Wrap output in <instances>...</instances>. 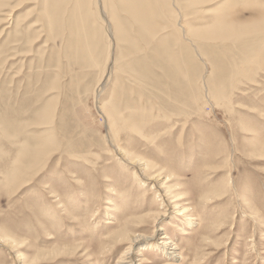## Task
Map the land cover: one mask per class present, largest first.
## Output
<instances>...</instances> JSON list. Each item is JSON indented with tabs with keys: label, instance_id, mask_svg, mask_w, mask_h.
Returning <instances> with one entry per match:
<instances>
[{
	"label": "rangeland",
	"instance_id": "374dc122",
	"mask_svg": "<svg viewBox=\"0 0 264 264\" xmlns=\"http://www.w3.org/2000/svg\"><path fill=\"white\" fill-rule=\"evenodd\" d=\"M139 159L137 264H264V0H0V264H116Z\"/></svg>",
	"mask_w": 264,
	"mask_h": 264
},
{
	"label": "bare ground",
	"instance_id": "6f19581e",
	"mask_svg": "<svg viewBox=\"0 0 264 264\" xmlns=\"http://www.w3.org/2000/svg\"><path fill=\"white\" fill-rule=\"evenodd\" d=\"M130 164L136 168L139 175L144 179V182L152 183V187L156 188L155 193L157 194V198H159L160 204L163 205V207L165 208L164 209L165 211L157 212L153 216H150L153 219L150 224L153 226L154 230L149 236L135 234L132 232L131 227L128 226V229L126 230V232H121V234L114 235L111 238V241H110L111 244L109 245V247L112 246V248H115V247H120V245L122 246L124 244L128 245L127 249L122 253V256L120 257L119 261L116 264H137L138 260H135V258L132 257V254H134V249L138 248V246L140 247L142 246V248H145V249L146 248L154 249V246H155L154 244L158 242L157 239L159 240L158 236H160V240H162V242L161 243L158 242L159 245L158 247H156V250L159 251L160 253H163L165 256H168V258L170 257L177 258L178 254L176 255V250L178 249V247L176 246L175 241L172 240L170 236L168 237L167 234L160 233L163 231V229L159 227L161 226L160 225L161 220L167 216L169 211H172V210H175L176 212L179 211L180 215L186 212L185 211L186 208H182L179 206V203H176L177 201H180L182 199L176 198L177 199L176 201L174 200L171 201L172 200V197L170 196L171 193L168 192L169 187L165 186L167 183V179L169 178L168 175L167 177L163 178L162 174L154 166L150 165L147 161H143L141 159L135 160V162H132ZM148 170H150L151 172L146 173ZM174 197H178V196H174ZM129 224L131 223L129 222L127 225ZM2 245H4V247H7V249H9V251L11 250L12 252L15 250L17 251V248L19 246L17 245V242L11 238L6 239ZM253 247H254V244H253ZM17 262L22 263L24 261H22V259H20V256H19L17 257ZM139 264H143V263H139Z\"/></svg>",
	"mask_w": 264,
	"mask_h": 264
}]
</instances>
